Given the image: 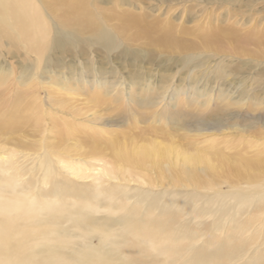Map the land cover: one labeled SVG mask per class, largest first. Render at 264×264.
<instances>
[{
    "label": "rangeland",
    "instance_id": "374dc122",
    "mask_svg": "<svg viewBox=\"0 0 264 264\" xmlns=\"http://www.w3.org/2000/svg\"><path fill=\"white\" fill-rule=\"evenodd\" d=\"M31 1L44 30L38 51L14 41L11 28L0 22V115L16 106L27 121L15 129H0V146L24 152L44 140L68 146L71 140L58 138L68 132L66 121L107 141L129 146L159 141L174 147L176 157H181L180 151H196L208 153L213 162L221 158L225 164L236 163L233 170L220 165L208 172L192 168L193 176L187 179L181 160L171 154L164 174L163 162L159 167H135L147 179L141 199L138 190L127 200L118 190L109 195L105 188L99 196L83 190L81 199L65 207L71 218L64 239L72 254L78 255L90 237L94 244L106 240L110 259H102L103 264L264 262V228L254 230L264 210L239 209L254 202L248 188L251 178L264 189V0H76L78 5L87 3L90 21L100 22L114 45L126 52H108L86 26L67 23L61 4ZM119 13L138 18L139 26L165 28L178 44L149 42L162 36L160 30L148 38L136 35L135 26L121 30ZM74 40L77 44L66 51L65 43ZM187 53L197 55L194 70L184 62ZM193 88L200 93L193 96ZM36 116L41 117L37 123ZM215 120L219 128L195 129L198 122ZM251 159L258 161L257 169L240 168ZM24 163L28 167L31 161ZM196 175L210 190L198 185ZM198 193L210 199L200 200ZM205 203L210 204L208 212L202 210ZM99 228L107 237L100 238ZM194 248L199 258L192 254Z\"/></svg>",
    "mask_w": 264,
    "mask_h": 264
},
{
    "label": "bare ground",
    "instance_id": "6f19581e",
    "mask_svg": "<svg viewBox=\"0 0 264 264\" xmlns=\"http://www.w3.org/2000/svg\"><path fill=\"white\" fill-rule=\"evenodd\" d=\"M53 2L56 5H62L61 15L67 23L86 26L90 36L101 40L106 51H114L120 47L117 42V46L114 45L115 41L113 37H110V32L103 29L100 22L90 21L88 12H86V9H88L87 3L78 5L76 0H53ZM132 16L123 17L119 13V17L123 19L121 20V30L124 27L135 26L137 28L136 35L147 38L152 31L160 30L162 36L160 35L157 39H149V42L157 40L154 42L166 46L171 44L175 46L174 43L176 42L178 44V41L172 38L170 31L154 25V27L151 25L139 26L138 18ZM0 22L11 28L10 31L13 34L14 41L28 44L33 51H38V46L44 42V30L42 29L38 7L32 4L31 0H0ZM106 37H109L108 40ZM76 44L77 40H74L72 44L65 43L66 51ZM126 50L124 47L123 50L120 49V52H126ZM131 54L137 55V53ZM188 54H185L188 58L184 62L186 66L192 68L197 55ZM221 71L223 70L221 69ZM221 71L219 70L220 75L222 74ZM95 83L98 82L95 81ZM103 84L100 83L99 85ZM192 90L193 96L199 92L197 88ZM94 96L96 97L97 94L92 95V97ZM31 108L30 106L27 107L28 110ZM38 118L41 117L36 116L34 118L35 123H37ZM24 119L26 117L23 112H20L18 107L13 106L0 115V129L8 131L9 129L18 128L19 125L27 122ZM63 124L64 126L69 125V130L66 129L68 132L65 134L60 132L58 138L71 140L72 143L68 146L60 147L56 145V142L46 140L37 143L33 148L28 147L27 152L14 146H0V264H33L29 263L31 259L68 258L80 259L79 264H103L102 259H110L105 239H101L98 244H94V240L89 237L82 242L85 246L78 255L72 254L74 250L70 249V244L68 245L67 240L64 239L65 234H67L65 224L71 218L69 211L65 209L66 203H72L77 198L81 199L80 196L83 190L94 196L103 194L106 191L105 188H108L109 195L118 194L115 192V190H118L127 195V197H124L125 200L129 199L131 194L138 190L139 193L136 197L141 199L145 196L147 179L141 173L135 172V167L139 165L159 167L163 162L164 167L160 172H168L170 165L168 159L171 154H175L176 160H181V167L185 168V170L182 169V173L187 179L193 176L191 173L192 168L208 172L216 165L229 166L231 170L235 169L233 165H236L235 162L225 164L226 159L221 158L213 162L208 153L200 154L196 151L185 153L180 151L181 157H176L174 147L166 146L159 141L144 142L141 145L136 144L133 146L117 143V140L112 138V140L108 139L107 141L102 136L97 138L96 133L91 132V130H76V125L69 124L66 121H63ZM219 124L220 122L217 120L211 123L201 121L195 124V129L200 131L201 129L219 128ZM95 125L100 124L96 123ZM35 130V133L38 132V130ZM30 150L33 152L29 153ZM20 156H24L21 162H19ZM28 159L31 163L26 167L28 164L24 162ZM257 164V160H246L240 168L257 169ZM27 173L28 177H24ZM196 177L199 181L198 185L205 184L210 190V184H206L207 182L203 177L199 176V179L198 175ZM171 179L175 178L171 175ZM255 182H258L257 179L251 178L248 184L249 190L254 193L252 198L254 202L249 205L243 204L239 209L264 210V189L261 188L259 183ZM199 196L200 200L206 196L210 199V196L206 194L203 196L199 194ZM215 196L219 197V195ZM122 201L124 200L122 199ZM196 201H199V199H196ZM209 208L210 204L205 203L202 210L208 212ZM183 213L185 214L186 211L183 210ZM204 214L200 215L204 216ZM262 220L264 221V219ZM262 220L260 222L257 220L258 222L254 224L256 232L263 231L264 222ZM59 224H62L65 228H57ZM99 230L101 232L100 238L107 237L103 229L99 228ZM195 232L196 230L190 233ZM93 235L91 234V238L96 237ZM67 250H70V252L65 254ZM195 250L196 248L192 250V254L194 257L199 258ZM201 257L202 255H200ZM28 259L30 260L26 263ZM231 260H235L238 262L237 264H244L247 263L248 259ZM197 261L201 260L197 259ZM226 264L233 263L227 261ZM254 264H264V262L257 259Z\"/></svg>",
    "mask_w": 264,
    "mask_h": 264
}]
</instances>
